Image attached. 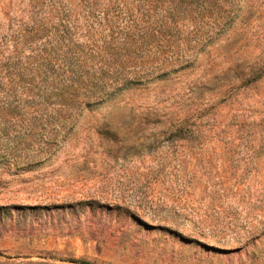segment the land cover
I'll list each match as a JSON object with an SVG mask.
<instances>
[{
    "label": "rangeland",
    "instance_id": "374dc122",
    "mask_svg": "<svg viewBox=\"0 0 264 264\" xmlns=\"http://www.w3.org/2000/svg\"><path fill=\"white\" fill-rule=\"evenodd\" d=\"M0 264H264V0H0Z\"/></svg>",
    "mask_w": 264,
    "mask_h": 264
}]
</instances>
